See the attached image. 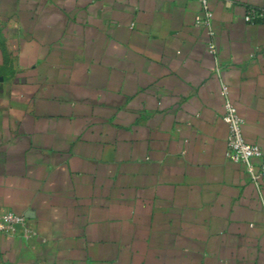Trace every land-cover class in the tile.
Segmentation results:
<instances>
[{"label": "crops", "instance_id": "1", "mask_svg": "<svg viewBox=\"0 0 264 264\" xmlns=\"http://www.w3.org/2000/svg\"><path fill=\"white\" fill-rule=\"evenodd\" d=\"M208 8L0 0V264H264V0Z\"/></svg>", "mask_w": 264, "mask_h": 264}, {"label": "built area", "instance_id": "2", "mask_svg": "<svg viewBox=\"0 0 264 264\" xmlns=\"http://www.w3.org/2000/svg\"><path fill=\"white\" fill-rule=\"evenodd\" d=\"M197 1L204 12V22L208 24L211 18L208 8L209 0ZM251 19V15L245 16L246 21ZM207 49L212 55L216 54L217 49L213 41L207 44ZM220 94L224 98L221 118L228 127L226 156L232 162L242 163L253 182H264V149L244 138L241 129L242 118L236 105L227 98L228 87L226 85H222ZM24 222L25 218L21 214L13 211L0 212V232L2 233L23 232Z\"/></svg>", "mask_w": 264, "mask_h": 264}]
</instances>
